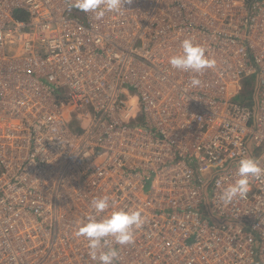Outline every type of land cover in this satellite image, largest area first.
<instances>
[{
	"label": "built area",
	"instance_id": "obj_1",
	"mask_svg": "<svg viewBox=\"0 0 264 264\" xmlns=\"http://www.w3.org/2000/svg\"><path fill=\"white\" fill-rule=\"evenodd\" d=\"M73 4L0 0V264H100L75 232L102 196L146 218L114 264H264V174L220 199L264 168V0Z\"/></svg>",
	"mask_w": 264,
	"mask_h": 264
},
{
	"label": "clouds",
	"instance_id": "obj_2",
	"mask_svg": "<svg viewBox=\"0 0 264 264\" xmlns=\"http://www.w3.org/2000/svg\"><path fill=\"white\" fill-rule=\"evenodd\" d=\"M125 3H131V0H74L73 6L85 13L95 12L99 19L105 12H118ZM180 47L178 53L169 57V64L172 69L192 73L191 85L198 86L201 84L198 76L212 66L206 56V48L194 43L192 39H184ZM262 174L264 168L259 166L257 159L242 158L238 166L239 179L223 190L220 199L228 204L234 199L243 198L249 191V177ZM90 207L95 215H88L86 219L77 221L75 235L82 236L87 241L89 255L93 261L114 264L119 256V250L112 246L113 243L117 245L132 243L135 232L143 227L146 218L139 208H113L108 196L94 198ZM110 208L113 210L109 212Z\"/></svg>",
	"mask_w": 264,
	"mask_h": 264
},
{
	"label": "rangeland",
	"instance_id": "obj_3",
	"mask_svg": "<svg viewBox=\"0 0 264 264\" xmlns=\"http://www.w3.org/2000/svg\"><path fill=\"white\" fill-rule=\"evenodd\" d=\"M241 83H242V85H245V86L249 85V83H248V79L245 78V77L242 78ZM234 100H247V101H249V102H252V100H251V98H250V93L241 94V95L235 97ZM75 125H76L75 122H72V123H71V126H72L73 128H76Z\"/></svg>",
	"mask_w": 264,
	"mask_h": 264
},
{
	"label": "trees",
	"instance_id": "obj_4",
	"mask_svg": "<svg viewBox=\"0 0 264 264\" xmlns=\"http://www.w3.org/2000/svg\"><path fill=\"white\" fill-rule=\"evenodd\" d=\"M17 17H20V18H21L22 16H21L19 13H17ZM22 18H23V17H22Z\"/></svg>",
	"mask_w": 264,
	"mask_h": 264
}]
</instances>
